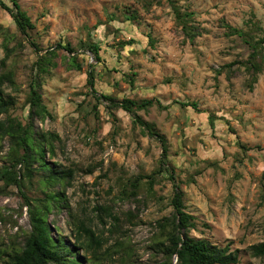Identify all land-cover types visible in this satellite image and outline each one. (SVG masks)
<instances>
[{"label": "rangeland", "instance_id": "rangeland-1", "mask_svg": "<svg viewBox=\"0 0 264 264\" xmlns=\"http://www.w3.org/2000/svg\"><path fill=\"white\" fill-rule=\"evenodd\" d=\"M2 1L12 7V0ZM16 2L34 28L21 34L0 8V74L11 79L2 86L11 104L0 120L27 125L32 87L50 114L34 119L32 137L57 139L42 159L32 149V178L24 177L20 188L0 178V253L22 245L37 200L63 191L59 206L44 202L52 237L77 245L72 222L82 220L103 241L96 251L79 249L80 262L159 263L155 222L172 212V173L185 212L194 217L190 237L230 244L239 264H264L248 252L264 240V0H172L182 20L167 0ZM227 26L237 33L229 35ZM94 45L99 60L89 52ZM255 46L263 71L249 89ZM88 72L97 94L87 85ZM100 94L113 103L161 104L136 116L164 137L165 170H159L160 142ZM13 146L11 136L0 139V176ZM17 170L25 172L21 165ZM50 171L72 176L50 186ZM131 183L138 186L135 196Z\"/></svg>", "mask_w": 264, "mask_h": 264}, {"label": "trees", "instance_id": "trees-1", "mask_svg": "<svg viewBox=\"0 0 264 264\" xmlns=\"http://www.w3.org/2000/svg\"><path fill=\"white\" fill-rule=\"evenodd\" d=\"M176 16L181 19L180 14L174 6L172 0H167ZM0 8L5 11L13 20L16 29L26 36L28 30L34 28L33 24L27 15L21 10L16 0H12V7L7 6L2 0H0ZM189 16V15H188ZM131 18H134V14L131 13ZM129 17V18H130ZM228 34L233 35L237 33V29L227 26ZM60 48V45H57ZM67 52H73L70 47L63 48ZM98 46L94 45L89 47V52L96 60L98 58ZM51 55L54 53L50 52ZM257 47H253L250 55L249 68L251 75V83L249 89L252 88L257 80V75L263 71L261 62H257L258 57ZM75 60V58H72ZM44 61L41 60V62ZM46 61V59H45ZM50 60L46 63H49ZM48 65V64H47ZM75 67L80 69V65L76 64ZM44 70V69H42ZM11 83V79L6 74H0V115L6 113L7 107L11 104L10 99L3 98L2 86L3 83ZM132 82V81H131ZM87 85L93 94H97L94 89L93 75L88 72ZM100 98L112 102V105L122 109L123 111L130 113L134 122L138 124L143 130L147 132L150 137L156 138L161 144V160L160 171L165 170V161L167 155V147L164 137H162L154 128L153 125L148 124L136 116V111L147 110L154 104L158 108H162L161 104L156 100H142L133 101L129 99H123L120 103H113V100L106 95H99ZM29 113L28 123L25 127H21L20 124L14 123L13 120L5 119L0 120V139L4 136H11L14 139L13 150L8 155L9 166L2 169L1 176L7 184H14L15 186H21V182L24 179H31L32 169L30 159L32 158L31 151L35 147L38 149V156L42 159L44 156L45 147L51 154L54 152L53 141L57 138L53 133H41L38 134V140L32 137L35 134V127L33 125L34 119L44 121L47 117H50L47 109L41 102L40 94L32 87H30V96L28 98ZM195 108L194 104L185 105ZM22 150L20 154L19 151ZM23 167L24 173H20L17 170L18 166ZM72 176L71 171H50L48 177L45 179V183L54 186H63L67 179ZM170 180L173 181V194L170 199V207L172 212L168 217H163L155 222L157 233L154 236V245L158 252L162 255V261L155 264H239L238 251L231 250L230 244H226L223 247H219L209 243L204 239H195L188 235V230L195 227L193 223L194 217L185 212V205L183 203V192L179 186L174 183L173 174H169ZM141 178H145L141 177ZM150 179V177H147ZM149 184L152 187L154 180L150 179ZM134 191L138 188L137 184H132ZM63 197V191L47 196L46 200H37L40 202L35 208L29 210L30 230L24 235L22 245L17 248L13 246L10 251H1V255L6 257L5 264H83L80 262L77 253L78 250L88 251L90 248L94 250L99 249L102 246L103 241L95 235L93 230L82 220L73 221L72 224L76 231V244L74 246L66 245L61 239H54L51 235V225L48 222V214L50 213V207L47 202L49 198L54 200V207L59 206L60 198ZM26 205H29V199L25 201ZM65 208H69L66 206ZM96 210L106 211L105 206L96 207ZM109 217H112L115 222L117 219L107 212ZM71 219L73 214L69 212ZM98 220L101 224L104 223L102 217L98 216ZM85 237V242L82 238ZM95 250V251H96ZM248 252L255 258L264 259V240L248 247ZM94 259L97 257L94 254Z\"/></svg>", "mask_w": 264, "mask_h": 264}]
</instances>
